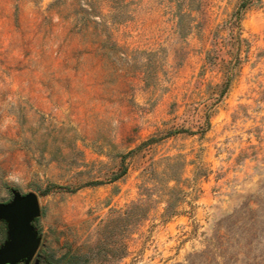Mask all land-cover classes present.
I'll return each instance as SVG.
<instances>
[{
	"label": "rangeland",
	"instance_id": "374dc122",
	"mask_svg": "<svg viewBox=\"0 0 264 264\" xmlns=\"http://www.w3.org/2000/svg\"><path fill=\"white\" fill-rule=\"evenodd\" d=\"M241 1L0 0V203L38 196L28 264H264V0Z\"/></svg>",
	"mask_w": 264,
	"mask_h": 264
},
{
	"label": "water",
	"instance_id": "95a60500",
	"mask_svg": "<svg viewBox=\"0 0 264 264\" xmlns=\"http://www.w3.org/2000/svg\"><path fill=\"white\" fill-rule=\"evenodd\" d=\"M40 215L38 196L13 191L10 202L0 203V219L8 223V239L0 247V264H28L34 258L40 239L33 221ZM38 259L33 264H38Z\"/></svg>",
	"mask_w": 264,
	"mask_h": 264
},
{
	"label": "trees",
	"instance_id": "16d2710c",
	"mask_svg": "<svg viewBox=\"0 0 264 264\" xmlns=\"http://www.w3.org/2000/svg\"><path fill=\"white\" fill-rule=\"evenodd\" d=\"M245 1H241V3L239 4L238 6V9L236 11V14L239 16L241 11L245 8ZM223 91H226V89H224ZM222 91V92H223ZM221 92V93H222ZM134 207H137L136 205L132 206L131 208H134ZM130 208V209H131ZM130 209H128V212H130ZM63 257H60V258H57L56 260H53V259H46L44 264H58L60 262V260L62 259Z\"/></svg>",
	"mask_w": 264,
	"mask_h": 264
}]
</instances>
